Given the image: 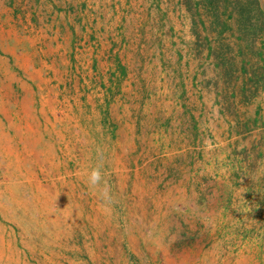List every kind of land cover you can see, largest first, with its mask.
Wrapping results in <instances>:
<instances>
[{
	"label": "rangeland",
	"instance_id": "1",
	"mask_svg": "<svg viewBox=\"0 0 264 264\" xmlns=\"http://www.w3.org/2000/svg\"><path fill=\"white\" fill-rule=\"evenodd\" d=\"M0 264H264V0H0Z\"/></svg>",
	"mask_w": 264,
	"mask_h": 264
},
{
	"label": "clouds",
	"instance_id": "2",
	"mask_svg": "<svg viewBox=\"0 0 264 264\" xmlns=\"http://www.w3.org/2000/svg\"><path fill=\"white\" fill-rule=\"evenodd\" d=\"M87 184L90 189L100 188V197L104 201L105 205H111L115 203L114 196L105 181V171L103 160H99L95 166H93L87 173ZM103 184V187L100 186Z\"/></svg>",
	"mask_w": 264,
	"mask_h": 264
}]
</instances>
